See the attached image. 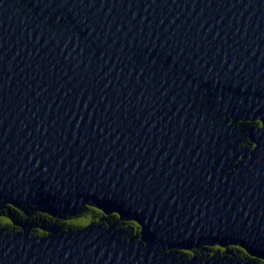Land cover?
I'll use <instances>...</instances> for the list:
<instances>
[{"label":"water","instance_id":"obj_1","mask_svg":"<svg viewBox=\"0 0 264 264\" xmlns=\"http://www.w3.org/2000/svg\"><path fill=\"white\" fill-rule=\"evenodd\" d=\"M0 264H264V0H0Z\"/></svg>","mask_w":264,"mask_h":264}]
</instances>
